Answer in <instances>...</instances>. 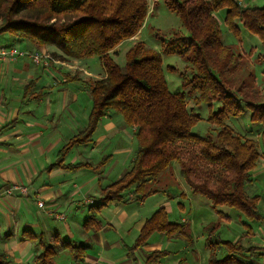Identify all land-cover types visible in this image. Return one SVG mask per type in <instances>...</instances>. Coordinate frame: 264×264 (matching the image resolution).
I'll list each match as a JSON object with an SVG mask.
<instances>
[{
	"label": "trees",
	"instance_id": "16d2710c",
	"mask_svg": "<svg viewBox=\"0 0 264 264\" xmlns=\"http://www.w3.org/2000/svg\"><path fill=\"white\" fill-rule=\"evenodd\" d=\"M163 1L190 33L188 38H178L177 53L191 65L192 76L189 80L183 78L180 90L175 92L168 87L160 54L134 47L127 53L126 64L120 66L114 58L118 53H112L142 29L148 15L146 0H0V35L28 41L38 49L54 46L73 59L94 56L100 59L105 77L89 82L93 108L88 130L65 146L59 163L62 164L73 146L91 141L98 123L112 112L123 117L128 127L135 128L138 151L130 171L102 191L98 204L91 206L92 211L98 212L114 201L124 202L129 192L137 202L156 194L151 186L175 162L193 194L205 197L214 206L236 208L251 222H264V214L258 207L259 197L247 192L264 153L256 141L245 138L227 124L230 118H241L249 112L252 124L264 126V103L247 101V97H237L229 90L227 75L236 70L239 56L224 44L216 17L217 12L225 9V22L232 33L241 34L237 20L264 47V6L243 8L241 0ZM183 46L185 51H180ZM261 57L263 62L264 54ZM190 99L195 109L189 107ZM204 104L210 110L207 122L217 130L214 134L198 136L192 129L202 120L199 111ZM84 227L99 231L103 224L92 215ZM155 232L179 234L193 243L188 226L169 222L161 209L147 220L136 244L128 249L129 256L134 257V251L145 246ZM28 238L38 239L32 233ZM242 240H211L208 264H254L252 258L258 256L257 249L243 247ZM39 246L42 252L36 257L37 264H54V258L68 249L76 262L83 261L86 255L84 245L69 242L53 245L44 235ZM220 250L224 254L218 258ZM168 255L157 250L147 256L145 264H161ZM0 264H11L1 252ZM178 264H186V260Z\"/></svg>",
	"mask_w": 264,
	"mask_h": 264
},
{
	"label": "crops",
	"instance_id": "0c3cea01",
	"mask_svg": "<svg viewBox=\"0 0 264 264\" xmlns=\"http://www.w3.org/2000/svg\"><path fill=\"white\" fill-rule=\"evenodd\" d=\"M6 45L47 53L45 46L38 49L28 41L0 35V47ZM103 77L104 69L99 77L92 76L86 59L66 62L53 58L48 68L37 67L29 59L0 62V252L11 264H37L42 235L53 245L69 242L86 247L83 261L76 262L68 249L54 258V264H62L58 259L64 254H70V264H144L136 256L139 249L134 257L129 256L133 241L126 240L133 231L139 235L150 218L141 210L144 201L129 195L124 202L114 201L98 212L91 210L102 191L130 171L138 151L133 154L135 128L112 112L98 123L91 141L73 146L59 163L65 146L88 130L93 108L89 82ZM92 159L100 160L93 163ZM83 163L88 165L72 167ZM253 177L264 178V168ZM255 180L247 192L259 197L258 207L264 214V186L260 188ZM15 185L30 187V194H1ZM38 200L45 203V211L38 207ZM92 215L103 224L99 231L84 227ZM248 227L251 233L244 226L243 232L227 241L243 239V247L257 249L252 262L264 264V222L249 221ZM28 232L38 239L28 238ZM223 254L220 250L218 258Z\"/></svg>",
	"mask_w": 264,
	"mask_h": 264
},
{
	"label": "rangeland",
	"instance_id": "374dc122",
	"mask_svg": "<svg viewBox=\"0 0 264 264\" xmlns=\"http://www.w3.org/2000/svg\"><path fill=\"white\" fill-rule=\"evenodd\" d=\"M146 1L148 3V15L142 29L133 39L124 41L112 53H118L114 58L120 66L126 64L127 53L134 47L143 49V52L160 54L163 59L168 87L170 91H178L181 88L183 78L185 80L191 79L192 67L185 58L177 53L180 45L177 40L180 37L182 39L188 38L190 33L183 25L181 18L176 13H173L163 0ZM241 4L243 8H260L264 6V0H241ZM225 16V9L220 10L216 14L222 31V40L225 45L231 47L236 55L239 56L236 70L229 76L227 75V77H230L228 80L230 81L229 90L236 94L237 97H247L246 99H249L247 101L264 103V61L262 62L263 58H260L264 54L263 44L257 36L244 29L237 20L241 34L237 36L232 33L226 25ZM1 24L2 21H0V26ZM170 46H173L176 50L171 49ZM185 46L180 51H185ZM44 48L54 59L66 62L73 59L64 55L54 46H45ZM168 50L173 51V54H165ZM85 59L92 76L99 77L103 71L100 59L96 56ZM76 71L80 70L76 69ZM239 88L241 90L243 88L241 93H239ZM188 105L190 108L195 109L192 99L188 100ZM214 109H217V105L214 106ZM209 111L207 105H202L199 111L200 115H202V120L193 127V134L205 136L210 132L214 134V130H217V127L211 126L207 122ZM227 124L245 138L256 141L260 152L264 153V126L252 124L249 112L241 118H230ZM132 144L133 154H135L138 150L135 138ZM72 160L70 157L69 161L72 162ZM80 160L83 161L84 159L81 158ZM99 160L92 159L91 162L97 163ZM263 168L262 157L254 173ZM263 179L256 178L255 180L260 188L264 186ZM151 189L160 192L144 200V204L141 207L142 212L149 214L150 218H152L157 211L164 209L169 222L188 226L193 243H189L188 240L179 234L169 236L155 232L148 239L147 245L149 246L147 248H145V245L138 251L136 250V256L144 264L147 256L157 251V249L152 250L150 246L158 248L159 251L169 253L168 256L162 258V264H178L182 260H186V264H208L212 251L211 240L213 242L219 239L224 241L233 240L232 238L237 233L243 232L244 226L246 232L248 231L246 225H249L250 220L243 212L227 205L214 206L205 197L193 194L185 180L181 178L180 166L175 162L164 172L160 180L151 186ZM129 195L134 198L131 192L127 198ZM137 205L140 204L137 203ZM208 227L211 228L208 229ZM139 235L136 231L135 233L134 231L131 232L126 239L127 242L133 241L130 246L133 247L136 244ZM68 255L70 254H64L58 261L62 262V264H70L68 262L70 256Z\"/></svg>",
	"mask_w": 264,
	"mask_h": 264
},
{
	"label": "built area",
	"instance_id": "2783aa9c",
	"mask_svg": "<svg viewBox=\"0 0 264 264\" xmlns=\"http://www.w3.org/2000/svg\"><path fill=\"white\" fill-rule=\"evenodd\" d=\"M18 59H29L34 65L41 68H48L53 61L51 55L41 52V51H23L15 47H0V62L6 61H17ZM30 187L15 185L6 187L1 193L2 195H14L15 193H20L23 196H28L30 194ZM37 205L40 209L46 210L45 203L41 200L37 201ZM57 217L61 220H65L64 215L57 214Z\"/></svg>",
	"mask_w": 264,
	"mask_h": 264
}]
</instances>
